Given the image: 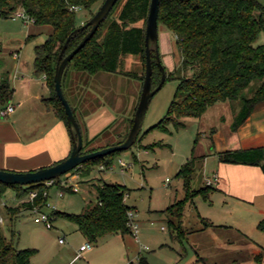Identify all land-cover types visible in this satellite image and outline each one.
Here are the masks:
<instances>
[{
    "label": "trees",
    "instance_id": "obj_1",
    "mask_svg": "<svg viewBox=\"0 0 264 264\" xmlns=\"http://www.w3.org/2000/svg\"><path fill=\"white\" fill-rule=\"evenodd\" d=\"M102 2L103 0H0V17L11 18L14 11L21 9L32 19L33 25L50 26L51 31L46 40L34 47L33 71L35 74L44 75L49 89L47 102L52 105L56 115L66 127L64 107L54 89L53 75L57 57L67 36L76 27L85 23ZM149 3L150 0H117L92 37L65 66L62 89L63 76L70 68L89 75L102 71L117 72L121 58L126 54L141 56L143 73L126 74L143 80L144 35ZM118 5L120 7L115 11ZM78 11L83 13L79 20H77ZM158 24L165 25L174 35L175 48L179 54V72L168 76L178 80L176 91L166 114L152 127L170 132L166 127L170 124L177 130L184 126L183 118L199 117L216 102L232 101L242 97L241 108L232 122V129H235L246 119L255 105L264 102V43L255 44L258 34L264 33V4L260 0H160ZM88 30L89 27L84 28L68 40L63 56L78 45ZM151 58V88H154L160 81L161 70L153 51ZM254 80L260 81L254 92L250 96H241L242 91ZM11 96L12 89L5 77L0 81V108L9 102ZM71 108L75 115L74 108ZM131 124L132 118L129 119L128 128L116 141L117 143L126 137ZM67 130L69 132L68 127ZM102 132L91 139H84L81 153L101 148L89 144ZM138 137L139 135L134 143ZM120 151L86 160L69 172H78L81 177L88 174L93 165L98 167L102 165L108 169L114 156ZM218 158L223 162L260 165L264 172L263 147L228 150L219 153ZM198 159L200 157L192 156L180 167L177 176L183 180L185 197L167 207L166 212H174L175 205L182 208L183 202L194 194L200 193L206 197L213 189L211 185L201 188L191 187ZM53 186L63 193L74 192L71 185L62 184L59 177L53 179L50 185L40 182L27 187L0 182V198L8 187L14 190L17 198H22L29 195L30 191L36 190L37 195L33 200H26L20 206L28 210L33 206L42 209L50 196L49 189ZM95 188L97 192L95 201L86 203L81 212L72 214L56 209L52 214L53 218L62 217L70 220L91 243H96L100 237L109 233L122 235L130 233L127 225V211L130 208L124 200L127 193L125 186L101 181L95 185ZM43 191H46L47 195H43ZM20 206L9 207V212L18 214ZM177 215L180 221L181 213ZM169 225L178 234H182L179 224L169 220ZM257 227L264 230V219L258 222ZM35 251L30 248L18 249L14 244V238L7 239L0 229V264H34L30 257ZM137 264L150 263L142 256Z\"/></svg>",
    "mask_w": 264,
    "mask_h": 264
},
{
    "label": "rangeland",
    "instance_id": "obj_2",
    "mask_svg": "<svg viewBox=\"0 0 264 264\" xmlns=\"http://www.w3.org/2000/svg\"><path fill=\"white\" fill-rule=\"evenodd\" d=\"M260 2L264 4V0ZM119 7L120 5L115 11ZM82 14V11L77 12V20L81 19ZM50 31L51 28L48 25H27L22 19L0 17V81L7 77L6 71L16 62L13 53L21 54L22 51H26V48L43 43ZM28 35H30L29 38ZM261 43H264L263 32H260L255 40V44ZM158 49L160 64L164 68L166 79L149 101L138 140L115 155L108 169L102 168L99 171L98 166L93 165L88 174L78 178L80 186L76 192H65L62 197L56 198L57 188L51 187L47 201L49 206L42 208L43 212L51 213V206L54 205L58 211L77 214L81 212L86 203L95 201L96 184L101 181L121 184L125 186L129 194L126 204L133 206L137 212L136 218L139 224L137 238L130 234H124L123 237L119 234H109L98 239L96 243H92L90 250L78 256L77 249L85 240L73 222L62 217L53 218V226L50 227L44 223L35 222V214L20 206L28 199V195L17 198L14 190L8 187L0 198L2 217L0 229L7 239L14 238V244L18 249L36 250L30 257L32 263L137 264L138 259L144 256L150 264H224L226 260L232 258L235 259L233 264H255L252 256L248 258V255L242 253L236 243L234 247L232 243H225L221 238L216 240L212 235L214 229L234 231L230 227L214 226L208 231L190 233L195 226L202 225V216L211 218L219 212L218 210L226 211L230 208L219 202L222 196L213 185H211L213 189L206 197L200 193L194 194L183 202L182 208L175 205L174 212H166L167 207L185 197L183 180L177 176V173L192 156L200 157V159L196 160L191 187L207 186L208 175L202 169L203 157L199 154L203 140L209 138L207 135L209 131L205 133L199 128L198 117L183 118L184 126L177 130L173 129L170 124L167 125L170 132L152 127L166 114L178 84L177 79L168 76L171 73L178 74L179 54L175 48L172 31L163 24H158ZM143 70L144 65L139 54L122 56L117 72L102 71L89 75L70 68L63 76V90L71 103L74 102V97H83L85 99L84 109L87 110L99 104L96 98L83 96L85 93L83 88L91 90L92 80L98 81L99 86L106 89L105 99L108 105L114 101L115 91H120V96L124 99L129 92H135L134 96L137 101L143 80L126 73L141 75ZM72 73L76 83L73 98L68 92ZM259 82V80L252 81L242 91L241 96H250ZM231 103L233 109L238 108V112L241 108L242 97L232 100ZM119 112L118 118L102 129L103 132L94 142V146L105 147L106 144L116 142L127 130L129 122L126 125L123 124L122 112L124 111ZM133 114L132 109L131 118ZM157 142L160 144L155 145L154 143ZM119 159L124 161L125 166L119 165ZM63 176L60 177L63 179ZM69 181L73 182V178ZM22 186L27 187L28 185ZM17 206H20L18 214L9 212V207ZM160 211L162 214H159ZM179 213H181L180 221L177 215ZM169 220L179 224L182 234H178L169 225Z\"/></svg>",
    "mask_w": 264,
    "mask_h": 264
},
{
    "label": "crops",
    "instance_id": "obj_3",
    "mask_svg": "<svg viewBox=\"0 0 264 264\" xmlns=\"http://www.w3.org/2000/svg\"><path fill=\"white\" fill-rule=\"evenodd\" d=\"M26 24L33 25L32 22ZM36 45L38 44L26 48V51H22L21 54L13 53L16 62L6 71V80L12 89L9 102L14 104L15 108L13 112L5 116L0 115L1 169L29 171L49 166L67 157L72 148V140L65 123L58 118L52 105L47 102L49 89L44 75L35 74L33 71ZM73 76L72 73L71 86L68 88L72 98L76 92ZM80 76L85 78L82 74ZM92 84L91 90L83 88L85 92L83 96L98 100L99 104L94 108L84 109L83 97H74L73 103L66 97L75 110L83 140L91 139L100 133L118 118L120 110L124 111L122 123L126 125L131 118L130 112L136 108L139 98L136 101L135 92H129L124 99L120 96V91H115L114 101L108 105L105 99L106 89L100 87L98 81L92 80ZM237 109V107L233 109L231 101L216 102L198 117L199 128L205 133L209 131L207 132L209 138L207 136L200 145L199 155L203 157L202 169L208 175L207 180L210 179L209 185H213L222 196L219 202L230 208L226 211L218 210L219 212L211 218L202 216V225L195 226L190 233L208 231L214 226L230 227L234 231L214 229L212 235L216 240L221 238L225 243H232L234 247L236 243L240 251L248 255V258L252 256L255 264H264V230L257 227L258 222L264 219V172L260 165L223 162L218 158L219 153L228 150L264 148V102L255 105L246 119L232 129ZM97 139L98 137L89 146H92ZM119 161L124 163L121 159ZM119 165L125 166V163H119ZM98 170H102L100 166ZM74 175L73 183L78 190L80 177L78 172ZM128 195L127 192L124 198L125 203ZM129 208L137 214L133 206ZM159 214H162V211ZM135 220L138 223L136 215ZM109 234H119L121 237L124 235ZM128 234L133 236L131 232ZM83 239L87 241L84 236ZM234 262L235 259L232 258L226 260L224 264Z\"/></svg>",
    "mask_w": 264,
    "mask_h": 264
},
{
    "label": "water",
    "instance_id": "obj_4",
    "mask_svg": "<svg viewBox=\"0 0 264 264\" xmlns=\"http://www.w3.org/2000/svg\"><path fill=\"white\" fill-rule=\"evenodd\" d=\"M117 0H103L94 14L82 25L76 27L66 38L57 57L55 71L53 75L54 89L57 97L61 101L64 111L67 127L69 129L72 140V148L67 157L49 165L29 171H12L0 168V182L5 184L30 185L34 183L46 182L52 179H57L61 175L66 174L70 170L76 168L86 160L104 156L114 151L125 150L129 148L140 133L142 120L149 101L155 92L162 86L165 79L164 68L160 64L159 49H158V8L160 0H150L148 14L145 24V73L142 82L140 96L136 108L134 110L132 124L127 132L126 137L119 143L105 146L94 151L81 153L83 146V137L80 125L74 115L72 108L62 89V75L67 63L72 59L73 55L92 37L100 23L107 17L109 11L114 6ZM89 27L78 45L63 56L68 40L84 28ZM154 52L155 58L161 70V78L159 83L151 88L152 75V58L151 53Z\"/></svg>",
    "mask_w": 264,
    "mask_h": 264
},
{
    "label": "built area",
    "instance_id": "obj_5",
    "mask_svg": "<svg viewBox=\"0 0 264 264\" xmlns=\"http://www.w3.org/2000/svg\"><path fill=\"white\" fill-rule=\"evenodd\" d=\"M11 18L22 19L25 23L32 22V19L29 18V16L21 9L14 11L12 13ZM14 108H15L14 104L9 102L4 107L0 108V115L5 116V115L13 112ZM119 163L124 164L122 161H119ZM100 168L102 169L104 167L102 165H100ZM74 173H76V172H71V173L67 172L66 174H64L63 179L61 177V183L64 185H67V184L71 185L73 191L77 190V187H76V184L73 182H70L69 179L75 177ZM209 180L210 179H208L206 182L207 185H209L211 183ZM52 182H53V179L46 181L44 183L46 185H50ZM63 194L64 193L62 190L57 189L56 197H60ZM36 195H37L36 190L30 191L27 201H32ZM43 195H47V192L43 191ZM45 206H49L48 202L46 203ZM51 209H52L51 213H45V212H43L42 209H39L37 206H33L30 209V211H32L35 214V216H34L35 222H38V223L41 222V223H44L46 226L50 227V226H52V219H53L52 214L56 210V206L52 205ZM135 215H136V213L133 210L129 209L127 211V218H128L127 225L129 226L130 232L133 234V236H135V238H137V233L139 232V226H138L137 221L135 220ZM0 222H2L1 215H0ZM59 241H62V239H59ZM91 248H92V243L89 241H86V242L82 243L81 245H79V247L77 249V255L79 256L82 252L90 250Z\"/></svg>",
    "mask_w": 264,
    "mask_h": 264
}]
</instances>
